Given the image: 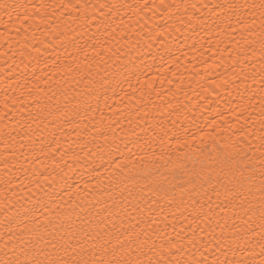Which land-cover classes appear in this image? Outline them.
<instances>
[{
  "label": "bare ground",
  "instance_id": "bare-ground-1",
  "mask_svg": "<svg viewBox=\"0 0 264 264\" xmlns=\"http://www.w3.org/2000/svg\"><path fill=\"white\" fill-rule=\"evenodd\" d=\"M7 2L20 7L11 16L0 10V244L73 201L104 195L99 190L110 191L117 177L144 185L141 178L151 173L149 179L179 185L185 179L179 165L191 169L221 150L246 153L259 168L260 18L256 13L249 30L239 22L248 10L228 8L259 0ZM77 67L85 77L91 72L99 102L87 113H70V122L47 113L33 122L45 92H57L53 105L64 103L55 81L71 83L70 96L84 90L70 80L77 73L65 75ZM144 196L164 206L160 192L144 187ZM164 215L175 236L171 225L179 231L180 218L166 207Z\"/></svg>",
  "mask_w": 264,
  "mask_h": 264
},
{
  "label": "snow or ice",
  "instance_id": "snow-or-ice-1",
  "mask_svg": "<svg viewBox=\"0 0 264 264\" xmlns=\"http://www.w3.org/2000/svg\"><path fill=\"white\" fill-rule=\"evenodd\" d=\"M19 7L7 0L0 3V10L9 16ZM238 7L249 12L247 17L239 18L249 30L255 27V14H259L264 49V0L228 5L229 9ZM73 72L79 79L71 76L70 80L76 88L83 83L84 90L73 89L70 96L71 83L55 81L52 87L60 92L64 103L57 101L53 105L57 92L51 96L45 92L44 106L35 117L30 116L33 122L46 119L44 113L54 120L64 117L65 122H70L82 111L87 113L94 100L99 102L91 72L85 77L79 67L67 68L65 75ZM100 87H104L102 82ZM36 103L40 105L42 101L37 98ZM99 123L103 124V119ZM25 124L31 130L32 125L27 121ZM256 133L258 169L254 159L245 160L246 153L242 156L237 151L221 150L215 156L201 157L191 169L179 165L185 177L179 185L171 184L166 177L149 179L151 173L141 178L147 181L144 185L135 179L125 184L117 177L109 182L110 191L99 190L104 195L92 199L85 196L81 203L73 201L55 216L50 214L44 224H25L30 233L9 236L0 244V264H264V119L259 120ZM144 187L160 192L164 206L152 196L145 198ZM209 192L214 193L215 202ZM165 207L174 219L178 216L181 220L179 231L171 225L175 236L168 232L167 215L161 220Z\"/></svg>",
  "mask_w": 264,
  "mask_h": 264
}]
</instances>
